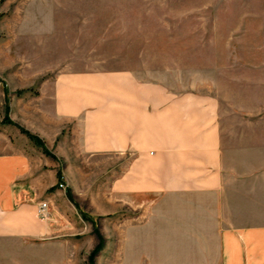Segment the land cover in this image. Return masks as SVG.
I'll list each match as a JSON object with an SVG mask.
<instances>
[{
  "label": "rangeland",
  "instance_id": "obj_1",
  "mask_svg": "<svg viewBox=\"0 0 264 264\" xmlns=\"http://www.w3.org/2000/svg\"><path fill=\"white\" fill-rule=\"evenodd\" d=\"M122 70L212 97L223 145L241 150L246 167L264 161V0H0V116L4 102L35 97L39 82L56 74ZM68 136L55 140L58 158L44 145L65 186L48 205V237L3 244L0 264H215L213 253L170 231L172 212L185 216L184 206L124 195L125 157L80 152ZM246 193L231 211L234 223L264 214ZM97 234L102 244L90 259Z\"/></svg>",
  "mask_w": 264,
  "mask_h": 264
},
{
  "label": "crops",
  "instance_id": "obj_2",
  "mask_svg": "<svg viewBox=\"0 0 264 264\" xmlns=\"http://www.w3.org/2000/svg\"><path fill=\"white\" fill-rule=\"evenodd\" d=\"M36 91L25 101L4 102L2 116L7 106L8 118L45 146L50 143L46 148L57 158L61 146L55 140H68V134L80 152L122 155L124 195H151L185 207V216L172 212L175 237L191 238L198 252L215 255V264H264V214H253L250 224L234 223L231 214L244 191L251 207L264 205L254 193L264 192V161L246 167L241 150L231 153L223 145L216 100L175 92L125 70L59 73L41 80ZM0 94L5 99L1 80ZM5 132H0V253L3 244L48 237L51 226L37 216V203L50 205L60 193L58 162L25 135Z\"/></svg>",
  "mask_w": 264,
  "mask_h": 264
},
{
  "label": "trees",
  "instance_id": "obj_3",
  "mask_svg": "<svg viewBox=\"0 0 264 264\" xmlns=\"http://www.w3.org/2000/svg\"><path fill=\"white\" fill-rule=\"evenodd\" d=\"M7 112H8V108L7 106H4V114L0 120V123L2 124H12L15 125L17 127V129L19 130L20 133L24 134L30 141H32L35 145L39 146L41 148V151L43 152V154L48 155L52 158H55L44 146L42 140L35 134L30 133L28 130L24 129L23 127L17 125L16 123H13L7 116ZM56 176H57V180H59L61 178V174L60 171L57 170L56 172ZM53 187H50L49 189H52ZM65 194L67 196V191H65ZM68 197V196H67ZM98 237V242L97 244L94 246V248L91 250V252L89 253V258L91 259L92 256L95 254V252L101 247L102 241L100 236L97 234Z\"/></svg>",
  "mask_w": 264,
  "mask_h": 264
},
{
  "label": "built area",
  "instance_id": "obj_4",
  "mask_svg": "<svg viewBox=\"0 0 264 264\" xmlns=\"http://www.w3.org/2000/svg\"><path fill=\"white\" fill-rule=\"evenodd\" d=\"M56 187L58 189H64L65 186L61 180H58L56 183ZM36 214L42 220H49L50 219L49 206H48L46 201H39L37 203Z\"/></svg>",
  "mask_w": 264,
  "mask_h": 264
}]
</instances>
